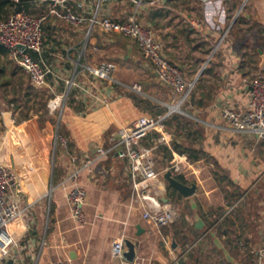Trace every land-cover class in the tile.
<instances>
[{
    "label": "crops",
    "instance_id": "0c3cea01",
    "mask_svg": "<svg viewBox=\"0 0 264 264\" xmlns=\"http://www.w3.org/2000/svg\"><path fill=\"white\" fill-rule=\"evenodd\" d=\"M138 1L75 0L70 7L87 19L96 13L98 19L119 21L135 15L153 31L164 56L183 70L187 82H196L195 98L189 96L181 108L183 115L202 125L206 155L190 162L180 175L184 184L197 185L196 193L185 198L169 187L164 178L172 166L167 146L154 150L159 178L142 183L137 190L130 162L119 156L124 149L122 128L141 116L166 114L176 105L171 88L159 80L135 42L120 34H105L88 22L76 27L52 16V41L46 46L51 51L52 79L36 91L46 89L49 102L72 82L71 89L78 94L73 104L67 99L59 111L51 113L47 103L44 117L42 110L37 114L32 110L27 119L21 118L24 105L16 109L0 100V161L19 177L9 199L22 210L10 226L17 242L3 264L56 260L120 264L112 249L114 240L121 237L136 244L138 264H258V252L264 247V158L259 163L249 161L243 146L248 148L254 136L233 132L215 108L246 110L249 94L243 79L258 69L254 68L257 63L258 72L264 73L260 53L264 51L254 54L253 42L246 41L250 24L238 23L243 15L250 19L256 12L264 27V0H144L141 5ZM250 4L253 12L243 14L241 10ZM180 10L197 14L203 22L202 33L182 22L176 12ZM216 45L219 50L211 58ZM104 65L111 67L113 81L90 71ZM24 78L31 83L28 76ZM60 82L65 83L63 91ZM12 113L18 116L16 127L11 124ZM173 116L167 125L172 140ZM57 136L68 141V148ZM181 136L187 137V131ZM147 144L151 140H144L142 146H155ZM99 149L106 155L99 157ZM210 158L217 164L205 162ZM75 171L80 172V184L88 195V225L83 229L72 220L67 200L68 179ZM236 194L240 197L233 201L231 196ZM155 203L173 207L176 221L185 223L179 243L174 238L177 248L172 246L168 226L156 228L143 219Z\"/></svg>",
    "mask_w": 264,
    "mask_h": 264
},
{
    "label": "built area",
    "instance_id": "2783aa9c",
    "mask_svg": "<svg viewBox=\"0 0 264 264\" xmlns=\"http://www.w3.org/2000/svg\"><path fill=\"white\" fill-rule=\"evenodd\" d=\"M75 0H41L48 7V13L39 16L21 11L12 14L6 20H0V44L9 53V58L28 76L33 86L44 88L48 86V75L53 74V70L44 63L38 61L33 53L42 56L44 49V25L49 16H55L76 27L84 25L86 22L91 27L99 26L105 34H120L130 38L138 46L142 56L148 60L159 78V80L171 88L176 105L170 108L166 114L153 116H141L135 120L131 126L120 130L121 143L124 149L119 153L122 158L128 159L131 170L130 175L137 190L142 183L152 182L159 178L154 150L160 146L171 147L172 136L167 132V121L176 112H182L181 106L188 100L196 82L189 83L185 79L183 70L171 64L163 54V46L158 42L151 29L144 27L137 20L136 16H130L125 21H119L104 17L98 19L97 13L87 19L85 16L75 13L70 4ZM167 2L168 0H159ZM144 0H139L141 5ZM166 5V4H165ZM183 23L189 24L198 33L203 31V22L196 13H185L176 11ZM219 45L214 46L211 51V58L218 52ZM92 73L101 79L112 80L110 66H101L90 69ZM244 85L248 89L249 102L246 110L239 111L231 106L215 108L220 117L225 121L235 133L252 134L256 143L264 145V74L262 72L250 73L243 79ZM73 87L72 82H68V90L63 94L54 96L48 102V110L53 113L61 110ZM93 95V94H92ZM106 103V101H104ZM11 124L16 127L18 116L12 113ZM152 133H157L159 137L154 148L143 147L144 140ZM64 148H68V141L57 136ZM106 155L104 149L98 150V156ZM91 161L88 162V165ZM191 163L185 154L173 152L171 171L175 175H183ZM80 172L72 173L68 180L71 187L67 195V200L71 206V218L78 228H86L88 219L85 213L88 195L85 188L80 184ZM19 183V177L15 172L0 161V264H3L11 254V248L16 245V238L10 231L11 224L22 215L20 205L16 201L9 199V191ZM143 200L150 198L142 195ZM178 218L176 210L171 206H161L154 204L151 210L143 214V219L150 222L156 228H163L173 224ZM125 237L114 240L113 256L120 264H138L136 259L129 262L125 259ZM51 264H68L64 260H56ZM258 264H264V247L258 252Z\"/></svg>",
    "mask_w": 264,
    "mask_h": 264
},
{
    "label": "trees",
    "instance_id": "16d2710c",
    "mask_svg": "<svg viewBox=\"0 0 264 264\" xmlns=\"http://www.w3.org/2000/svg\"><path fill=\"white\" fill-rule=\"evenodd\" d=\"M43 6L44 3H42L41 0H0V20H6L12 14L21 11L39 16L43 13H46V11L43 10ZM240 22L251 25L250 30H247V33H245L246 41H253L252 51L254 54L259 56V51H264V44L262 42L264 40H261L264 39V27L262 24L263 21L259 18L258 13L255 12L251 15L250 19H247V17L243 15L238 23ZM51 41L52 35L50 32V22L48 24L46 22L44 25V49L42 56L40 57L35 53H33V56L38 61H41L43 59L44 63H46L47 65L52 62L51 51L46 50V46H48ZM8 57V50L0 44V93L2 101H4L7 105L13 104L14 108L16 109H19L18 107L24 105V109L21 110L22 119H27L29 117V112L32 110L35 114L39 113L42 110V113L40 115L44 117L47 112V103L49 99L47 97V90L45 89L38 92L36 91L35 86L32 85L33 88L30 86V84L32 83H26L22 68H12V66L6 64V62L3 61V58L7 59ZM255 66L260 69L258 63ZM51 79L52 74L48 75V80L50 81ZM59 86L61 91L65 90V83L60 82ZM7 87H11L10 91H7ZM195 89L196 85L190 94V97L192 99L195 98ZM77 94V89H71L68 95L67 102L73 104L77 97ZM31 101H33V104L29 106V103ZM171 121L176 122V129L173 134L171 147H165V149L168 150L167 153L170 154L171 158L173 157V152H175L178 154H185L191 163H196L197 161L202 159L203 156L206 155V153L202 149L205 141L204 129L202 125L194 122L190 117H187L185 115H174L171 118ZM182 124L183 127L181 128L180 125ZM166 125H168V121ZM185 130L188 134L187 137L181 136L182 131ZM158 137L159 135L157 133L150 134L146 139L151 140V144H147V146L153 144L155 145ZM215 164L217 163L215 162ZM177 178L181 182L187 183L181 176H178ZM173 193L176 194V192ZM231 197L233 201H237L240 195L236 194ZM184 224V221L182 219H179L168 226V233L176 239L177 243H179L178 239L180 236V231Z\"/></svg>",
    "mask_w": 264,
    "mask_h": 264
},
{
    "label": "water",
    "instance_id": "95a60500",
    "mask_svg": "<svg viewBox=\"0 0 264 264\" xmlns=\"http://www.w3.org/2000/svg\"><path fill=\"white\" fill-rule=\"evenodd\" d=\"M260 53L262 55V65L261 66L264 68V53L261 51ZM164 178L168 182V185L171 189L175 190L176 192H178L180 195H182L185 198L193 196L197 191V185L195 183H192L190 185L184 184L177 177H175V175L173 174L171 170L166 172ZM165 202H168V200L165 199ZM137 228L139 230V235H141L142 233L141 227L138 226ZM172 246L173 248H177V243L174 237L172 238ZM136 255H137L136 254V244L131 240L125 239V253H124L125 259L129 262H133L136 259ZM11 263L12 262H10V264Z\"/></svg>",
    "mask_w": 264,
    "mask_h": 264
},
{
    "label": "rangeland",
    "instance_id": "374dc122",
    "mask_svg": "<svg viewBox=\"0 0 264 264\" xmlns=\"http://www.w3.org/2000/svg\"><path fill=\"white\" fill-rule=\"evenodd\" d=\"M242 1H245L246 2V0H242ZM253 3V2H252ZM45 6V7H44ZM44 6H43V10L44 11H46V13H48V9H47V6L44 4ZM42 7V6H41ZM253 5H251L250 4V6L249 7H245L244 9H242L241 11H242V13L243 14H245V13H247V14H250V13H252L253 12ZM52 19V16H49V20H47L46 22H47V24L50 22V20ZM251 26V25H250ZM250 26L249 27H246V30H250ZM245 28V27H244ZM230 32V31H229ZM251 36V35H250ZM252 37V36H251ZM261 40H264V39H261ZM253 42V41H252ZM262 42H264V41H262ZM3 61L4 62H6V64H8V65H10V66H12V68H15L16 67V65L12 62V61H10V58L8 57L7 59H5V58H3ZM254 68H255V65H254ZM255 70L258 72L259 70L258 69H256L255 68ZM256 71H254L253 73H257ZM26 76V78H27V75H25ZM28 81H26V83H27ZM193 82V81H192ZM192 82H189V83H192ZM28 84H30L29 82H28ZM196 85V84H195ZM0 100H2V97H1V95H0ZM29 106H31V104L29 105ZM170 111V109H168L167 110V112H169ZM182 111H183V108H182ZM173 115H183L182 114V112L180 113V112H176V113H174ZM247 135V134H246ZM249 135H251V136H253L252 134H249ZM248 148L246 147V146H243V148L244 149H246V153H245V155L248 157V155H249V161L251 160V162H253V164L254 163H259V158L260 159H263L264 158V145H260V144H257L256 143V139H255V136H254V140L252 141V140H249L248 141ZM206 163L207 162H209V163H215L216 162V160H214V159H212V158H210L209 160H207V161H205Z\"/></svg>",
    "mask_w": 264,
    "mask_h": 264
}]
</instances>
